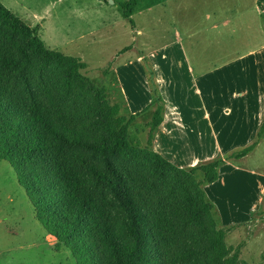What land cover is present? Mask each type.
<instances>
[{"label": "trees", "instance_id": "1", "mask_svg": "<svg viewBox=\"0 0 264 264\" xmlns=\"http://www.w3.org/2000/svg\"><path fill=\"white\" fill-rule=\"evenodd\" d=\"M139 2L119 3L125 19ZM86 67L48 49L38 29L0 1V160L15 168L55 249H68L76 264H240L204 185H216L226 163L257 148L264 120L246 146L180 168L131 142L128 130L141 112L121 116L105 88L83 75ZM150 82L156 108L148 146L164 121L152 71Z\"/></svg>", "mask_w": 264, "mask_h": 264}, {"label": "rangeland", "instance_id": "2", "mask_svg": "<svg viewBox=\"0 0 264 264\" xmlns=\"http://www.w3.org/2000/svg\"><path fill=\"white\" fill-rule=\"evenodd\" d=\"M56 1L3 0V4L27 24L30 19L26 14L48 13L49 21L42 28L46 17L32 18V23L41 29L44 45L84 62L87 67L83 75L105 88L109 103L120 107L121 116L141 112L128 130L135 146L147 147L185 169L219 157L204 121L197 116L202 107L195 88L189 89V103L174 106L180 115L174 113L171 104L165 105L163 100L159 103L163 107L162 130L156 144L147 145L148 123L156 108L150 105V71L156 75L153 64L163 63L162 57L167 58L168 67V0H159V5L155 0H141L140 9L148 5L152 8L130 20L123 17L119 7L124 0ZM191 11L190 18L195 8ZM138 29L141 34H137ZM90 30L96 33L90 35ZM198 90L204 106H209L212 88ZM183 92L180 94L187 95ZM148 106V111L142 112ZM170 121L173 130L167 135L165 126ZM260 143L245 160L229 163L235 165L219 171L216 185H204L206 198L214 206L216 223L228 229L226 243L233 252L239 251L240 264H264V137ZM196 178L202 180L203 174L196 172ZM55 244L56 240L34 219L15 168L0 160V264H76L68 249L57 251Z\"/></svg>", "mask_w": 264, "mask_h": 264}, {"label": "crops", "instance_id": "3", "mask_svg": "<svg viewBox=\"0 0 264 264\" xmlns=\"http://www.w3.org/2000/svg\"><path fill=\"white\" fill-rule=\"evenodd\" d=\"M174 1L168 0V67L166 57L161 58L163 63L153 64L159 95L165 105L171 104L174 109L178 103H189V89L195 88L202 107L197 116L204 121L218 158H222L225 154L221 153L249 144L264 120V9L256 0ZM140 2L132 16L143 15L152 8L148 5L140 9ZM154 3L159 5L160 1ZM193 8L195 15L190 18ZM36 15L46 17L41 28L49 16L46 12L26 14L29 25L37 28L40 36L41 29L32 23ZM94 33L89 31L90 35ZM141 33L138 29L137 34ZM198 88H212L209 106H204ZM182 91L187 95L180 94ZM174 110L180 115L179 108ZM166 125L165 134L171 135L173 123ZM161 128L162 125L153 144ZM233 165L226 163L220 171ZM249 171L258 178V174Z\"/></svg>", "mask_w": 264, "mask_h": 264}]
</instances>
